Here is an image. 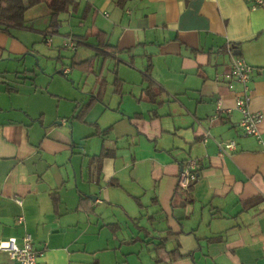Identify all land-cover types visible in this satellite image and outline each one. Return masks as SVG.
Returning <instances> with one entry per match:
<instances>
[{"label":"crops","instance_id":"crops-1","mask_svg":"<svg viewBox=\"0 0 264 264\" xmlns=\"http://www.w3.org/2000/svg\"><path fill=\"white\" fill-rule=\"evenodd\" d=\"M75 2L64 18L81 33L50 31L47 0L28 9L26 23L11 36L0 33V243L14 239L19 245L30 234L45 251L37 264H154L162 239L167 251L179 246L181 258L169 264H264V151L237 129L239 86L231 77L236 57L253 68L249 110L263 116L264 141V10L251 9L247 0ZM41 19L42 41L56 36L58 56L67 50V36L76 40L68 64L81 60L80 46L89 37L95 41L86 58H93V74L70 65L59 74L68 79L77 72L85 81L92 76L89 93L96 75L102 77L103 61L114 60L111 74L117 71L121 95L114 94L112 79L110 103L104 101L106 86L102 103L83 122L74 119L83 98L72 95L62 109L57 101L53 112L50 102L45 107L37 100L43 94L33 87V65L24 66L33 62L28 35L36 34L30 30ZM95 31L106 35L115 55H98ZM148 59L153 103L142 92ZM122 67L134 69L140 93L124 90ZM218 101L224 112H216ZM227 140L236 149L220 155L218 144ZM102 148L112 156L98 173L90 159ZM189 159L199 162V177L183 190L177 178ZM0 264L13 263L0 252Z\"/></svg>","mask_w":264,"mask_h":264},{"label":"rangeland","instance_id":"rangeland-1","mask_svg":"<svg viewBox=\"0 0 264 264\" xmlns=\"http://www.w3.org/2000/svg\"><path fill=\"white\" fill-rule=\"evenodd\" d=\"M44 8L46 13H48V9L44 6H41ZM44 15V14H41ZM43 17V16H41ZM39 19V18H38ZM61 26H60V32H74L76 34L81 33L83 31V28L79 27L77 23L71 22V24L68 23L67 19L64 18V15L61 16ZM64 20V21H63ZM66 20V21H65ZM30 23V22H29ZM26 26L28 27V24ZM44 27V19H41L38 22V27L37 28H31L30 31H33L36 34L33 35H28L30 37L29 39V48L32 49L27 57L32 58L33 62L31 59H27L25 62V67H29V65H33L29 69H33L35 78H34V86L36 87L39 94H43V97L40 99H37L40 103H44L45 107L46 105L48 106V103L50 104V111H54V106L57 101L61 100V109L63 106H67L65 104H69L68 100L72 95L78 97L79 99L83 100V103L81 104L80 102L77 103L78 110L81 109L82 106L88 103L91 97L90 92V87H91V81L94 80L92 76H89V78L85 80H81V75L79 73H68V79H66L63 76H60L63 72L64 66L69 65V56L72 55L71 50L67 48L66 51L62 53L63 57L58 56L56 45L59 43L58 38L52 34V36H48L49 39H52V47H47V45L42 41L43 36L42 29ZM51 31V30H50ZM70 37V36H67ZM66 37V38H67ZM65 45V43H64ZM93 47H95V41L89 37L83 45L80 46L79 49V58L81 60L86 59L90 57V55L93 52ZM66 48V47H65ZM37 59H36V57ZM60 58V60H59ZM38 61V62H37ZM32 63V64H31ZM5 68V61H0V72L3 71ZM101 66V65H100ZM114 66V60L112 58H107L103 61L102 63V77L105 78L108 82L107 89H106V95H105V103H110L111 98L113 96L112 91V79L113 76L111 74V70ZM23 68V69H24ZM2 69V70H1ZM16 68H9L8 71H15ZM134 69L132 68H121V77L127 80V83L124 84V90L128 93L131 90L133 91V94L140 93V88L138 86L134 85L133 83H137L140 81L139 77H136L135 74L133 73ZM32 74V75H34ZM73 82V85L71 84ZM128 82H131V86L128 84ZM30 85V84H28ZM49 87V91L47 92L46 89ZM49 94L56 95L57 98H51L49 97ZM127 97H130L129 94H126ZM41 95H37L36 98L40 97ZM129 100V99H128ZM64 104V105H63ZM76 111V112H77ZM47 118L49 117L48 115L46 116ZM55 122V121H54ZM120 238V237H119Z\"/></svg>","mask_w":264,"mask_h":264},{"label":"trees","instance_id":"trees-1","mask_svg":"<svg viewBox=\"0 0 264 264\" xmlns=\"http://www.w3.org/2000/svg\"><path fill=\"white\" fill-rule=\"evenodd\" d=\"M45 0H28L25 4L21 0H0V33H3L7 36H11V30L20 28L26 23L25 14L28 9L35 7L41 3H43ZM76 0H47V7L50 11V18H49V26L48 28L53 31L57 32L60 29L61 26V19L60 16L67 14V12L74 8L76 5ZM93 36L96 38L98 47L100 48L98 51V55L103 56H113L115 55V48L109 46L106 41V35L103 32L95 31L92 32ZM93 58H89L86 60H76L75 58L70 60V70L72 71H78L81 73L86 74H93L94 71V61ZM152 64L151 61L148 59L147 62V69L144 73L143 81L146 83V87L144 88L143 95L144 98L150 102L153 103L156 100V93L154 89V83L148 80L146 75L151 71ZM30 73L31 72H27ZM113 87H114V94L121 95L122 90V82L118 78L117 71L114 70L113 72ZM65 76V75H64ZM97 77V85L95 88L94 93H91L90 100L87 104L81 107L80 110H75L76 114L74 119L80 122H83L84 116L86 113L96 104V103H102V98L105 93V89L107 86V82L105 81V78ZM107 131H104L103 134L109 133ZM112 156V152L109 151L106 148H102L98 156H94L90 159L91 164L96 165L97 172H100V165L102 161L105 158H110ZM194 184L189 186L187 190H191L193 188ZM51 201L53 207H57V204L59 202V197L57 193L51 194ZM86 202L85 198L80 195L79 196V202H78V208L80 207L83 209V204ZM259 200L251 201L248 205L250 207L257 205ZM85 211H92L91 209L86 208ZM166 239H162L160 244L155 249V258H153L154 264H169L171 261H175L181 258V255L179 254V246L178 244H175L174 248L171 251H167L165 248ZM208 242H214L216 241L215 238H210L207 240ZM97 264V263H95Z\"/></svg>","mask_w":264,"mask_h":264},{"label":"built area","instance_id":"built-area-1","mask_svg":"<svg viewBox=\"0 0 264 264\" xmlns=\"http://www.w3.org/2000/svg\"><path fill=\"white\" fill-rule=\"evenodd\" d=\"M86 1V0H81ZM251 9L264 10V0H247ZM45 43L50 45L51 40L46 37ZM71 51H75L77 42L72 37L65 38V45ZM251 68L242 58L236 57L231 62V77L235 84L239 86V90L235 93V109L241 114V119L237 124V129L243 136H249L256 139L257 143L264 151V141L261 139L259 133V125L262 122L263 116L261 113H252L249 110L251 100V76L253 74ZM232 89V86L229 85ZM221 101L216 104V112H224ZM207 134L205 137H208ZM206 140V139H205ZM220 155L226 152L234 151L236 149V142L234 140H227L218 144ZM199 162L195 159L185 161L181 167V171L177 178V187L187 190L189 186L193 185L199 177ZM19 205L20 201H16ZM16 222L21 224L22 217H18ZM0 252L5 253L10 262L13 264H37L44 256L43 249H37L30 234H25L22 238L21 244H17L14 239H9L0 243Z\"/></svg>","mask_w":264,"mask_h":264}]
</instances>
